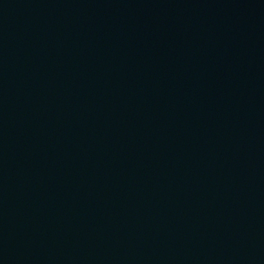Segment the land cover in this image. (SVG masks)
<instances>
[{
  "label": "water",
  "instance_id": "obj_1",
  "mask_svg": "<svg viewBox=\"0 0 264 264\" xmlns=\"http://www.w3.org/2000/svg\"><path fill=\"white\" fill-rule=\"evenodd\" d=\"M0 264H264V0H0Z\"/></svg>",
  "mask_w": 264,
  "mask_h": 264
}]
</instances>
